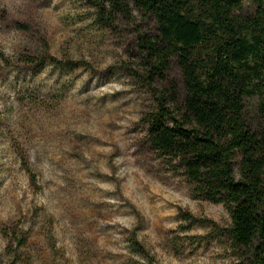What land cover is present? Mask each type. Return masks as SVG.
I'll use <instances>...</instances> for the list:
<instances>
[{
	"label": "rangeland",
	"instance_id": "rangeland-1",
	"mask_svg": "<svg viewBox=\"0 0 264 264\" xmlns=\"http://www.w3.org/2000/svg\"><path fill=\"white\" fill-rule=\"evenodd\" d=\"M135 17L0 0V264H248L226 207L150 143L158 27Z\"/></svg>",
	"mask_w": 264,
	"mask_h": 264
},
{
	"label": "trees",
	"instance_id": "trees-1",
	"mask_svg": "<svg viewBox=\"0 0 264 264\" xmlns=\"http://www.w3.org/2000/svg\"><path fill=\"white\" fill-rule=\"evenodd\" d=\"M97 6L111 25L136 12L156 22L158 35L141 38L152 76L162 80L150 143L179 161L207 201L226 207L229 236L248 264H264V0Z\"/></svg>",
	"mask_w": 264,
	"mask_h": 264
}]
</instances>
